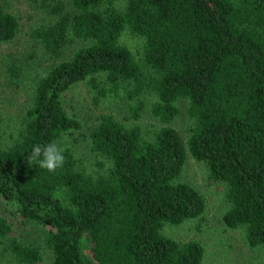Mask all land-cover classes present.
I'll use <instances>...</instances> for the list:
<instances>
[{
    "label": "trees",
    "instance_id": "trees-1",
    "mask_svg": "<svg viewBox=\"0 0 264 264\" xmlns=\"http://www.w3.org/2000/svg\"><path fill=\"white\" fill-rule=\"evenodd\" d=\"M117 1L68 0L69 12L49 6L51 20L35 36L57 61L32 79L18 130L0 136V198L44 230L46 264H201L198 240L162 233L204 214L203 195L180 181L191 158L225 186L223 225L243 229L264 256V0ZM18 26L0 3V45ZM124 31L142 40L137 57L120 43ZM28 71L16 59L6 67L10 80ZM79 83L95 101L123 95L126 120L154 96L160 125L144 130L101 115L88 133L96 170L88 169L73 153L83 125L62 103ZM179 101L191 123L186 139L170 125ZM51 141L65 149L55 173L27 162L34 145ZM10 234L0 216V242L15 263L40 262L37 248Z\"/></svg>",
    "mask_w": 264,
    "mask_h": 264
},
{
    "label": "rangeland",
    "instance_id": "rangeland-1",
    "mask_svg": "<svg viewBox=\"0 0 264 264\" xmlns=\"http://www.w3.org/2000/svg\"><path fill=\"white\" fill-rule=\"evenodd\" d=\"M123 2L124 0H118L116 6L121 8ZM0 3L7 12L17 16L19 23L15 39L11 43L0 45V136L8 141L10 132L7 131V126L18 130V121L30 105L34 89L32 79L57 61L41 52L35 30L51 20L47 13L51 4L61 3L68 12L72 8L68 0H0ZM119 41L137 57V52L142 47L140 38L124 31ZM77 45H70L66 54ZM14 59L22 64L26 63L29 71L26 74L22 72L17 80H10L6 67ZM94 96V92L86 84L79 83L63 95L62 103L66 112L77 117L83 125L81 131L75 134L76 143H72L75 158L88 169L96 170V158L89 149L88 133L101 115H112L126 126L137 125L144 130H151L160 123L150 113L154 96L145 95L146 105L136 120L124 118V115L127 116V103L123 95L114 97L109 94L98 101H95ZM177 105L179 115L170 125L186 139L191 127L186 116V103L179 101ZM180 181L193 186L203 195L205 211L201 218L191 220L182 226H166L163 234L177 241L198 240L204 247L201 264H264L263 250L248 247L243 229L230 230L223 225L221 217L228 208L224 199L225 186L210 181L203 164L188 158ZM0 216L10 223L11 237L39 250L41 260L36 264H46L50 255L45 244L44 230L36 223L21 218L16 208L2 198ZM5 248L6 241L0 242V264H16Z\"/></svg>",
    "mask_w": 264,
    "mask_h": 264
},
{
    "label": "clouds",
    "instance_id": "clouds-1",
    "mask_svg": "<svg viewBox=\"0 0 264 264\" xmlns=\"http://www.w3.org/2000/svg\"><path fill=\"white\" fill-rule=\"evenodd\" d=\"M65 149L55 141L45 144H36L27 157L29 164L36 162L39 167L48 172L55 173L65 164Z\"/></svg>",
    "mask_w": 264,
    "mask_h": 264
}]
</instances>
